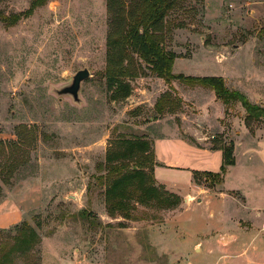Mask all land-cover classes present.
Wrapping results in <instances>:
<instances>
[{"label": "rangeland", "instance_id": "1", "mask_svg": "<svg viewBox=\"0 0 264 264\" xmlns=\"http://www.w3.org/2000/svg\"><path fill=\"white\" fill-rule=\"evenodd\" d=\"M31 5L0 0V243L13 245L24 222L40 239L8 264H264V118L248 127L241 102L179 80L173 89L142 61L130 95L113 98L107 0ZM164 46L174 73L223 76L264 106V0H178ZM84 68L79 101L59 94ZM166 92L173 103L159 113ZM136 137L152 143L156 183L178 200L111 215L107 152ZM168 138L196 152L156 145ZM226 144L236 163L214 183L203 171L221 170Z\"/></svg>", "mask_w": 264, "mask_h": 264}, {"label": "trees", "instance_id": "2", "mask_svg": "<svg viewBox=\"0 0 264 264\" xmlns=\"http://www.w3.org/2000/svg\"><path fill=\"white\" fill-rule=\"evenodd\" d=\"M45 1L32 0L27 14H31ZM177 2L178 0H107L110 31L106 74L109 87L115 89L113 98L130 95L133 88L127 79L139 76V69L144 62L152 74L163 78L173 89V82L179 80L211 88L225 104L231 101L241 102L246 110L245 123L248 127L253 121L264 118V106L251 102L244 93L228 88L223 76L195 77L173 72L176 54L165 48L164 41L166 17ZM172 103V96L166 92L156 103L158 112L163 113L167 108L170 110ZM220 149L223 156L221 170L203 171L204 176L214 183H222L228 167L236 163L233 144L222 145ZM154 160L152 143L142 137L118 140L108 150L105 165L107 174L104 176L105 181H102L106 185V206L111 215L121 214L131 218L134 216L133 210L137 208L136 203L159 202L168 207L176 204L178 197L169 195L157 185ZM194 173L198 179L200 171L196 170ZM15 238L13 245L0 243V264H8L9 257L14 253L30 252L40 241L37 231L27 222L18 229Z\"/></svg>", "mask_w": 264, "mask_h": 264}, {"label": "crops", "instance_id": "3", "mask_svg": "<svg viewBox=\"0 0 264 264\" xmlns=\"http://www.w3.org/2000/svg\"><path fill=\"white\" fill-rule=\"evenodd\" d=\"M158 144L166 145L170 149H172L173 147H174V149H178V152H179V155H180L181 158L186 157L188 151H190V150H191V152H196V151H192L193 149H192L191 145H189L188 143L184 142L181 139H172V138L171 139L170 138H168V139H160V140L157 141L156 145L158 146ZM172 151H175V150H172ZM206 153L208 154L209 152L206 151ZM206 153L200 152L201 155H204ZM211 153L219 154L221 152L219 150H215V151H211L209 154H211ZM173 155L171 154L170 161L168 162V164L169 165H174L176 163H181V162H179V160H176L175 158H173L172 157ZM172 160H174V161H172ZM161 168L162 167H160V168L157 167L156 168V175L157 176H158L159 170H161Z\"/></svg>", "mask_w": 264, "mask_h": 264}, {"label": "water", "instance_id": "4", "mask_svg": "<svg viewBox=\"0 0 264 264\" xmlns=\"http://www.w3.org/2000/svg\"><path fill=\"white\" fill-rule=\"evenodd\" d=\"M90 77V71L88 68H84L79 70L73 77L72 83L69 86H66L60 90H58V93L63 95V94H70L73 96L75 101H79V92H80V87L81 83Z\"/></svg>", "mask_w": 264, "mask_h": 264}]
</instances>
